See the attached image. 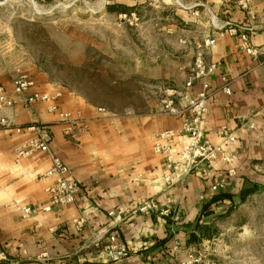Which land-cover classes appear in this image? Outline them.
I'll list each match as a JSON object with an SVG mask.
<instances>
[{
  "label": "crops",
  "instance_id": "1",
  "mask_svg": "<svg viewBox=\"0 0 264 264\" xmlns=\"http://www.w3.org/2000/svg\"><path fill=\"white\" fill-rule=\"evenodd\" d=\"M234 1L106 2V8L129 9H107L113 17L137 13L144 36L171 39L169 44L156 38L154 46L148 41L140 73L169 84L165 90L185 91L187 98L177 99L182 107L202 89L200 81L185 88L194 55L207 34L216 36L214 45L202 48L206 62L217 65L209 77L203 128L215 145L223 143L222 126L236 140L223 146L214 163L188 172L181 156L185 137L171 140L170 158L155 148L165 144L161 134L178 130L184 117L166 113L160 99L151 100L144 112L101 110L36 67L13 61L10 55L18 48L13 22L22 15L8 10L13 4L17 8L18 0H0V85L13 93L16 72L26 68L37 89L54 95L58 107L54 113L49 103L28 105L20 96L13 107L0 110V120L11 124L0 122V264H189L212 219L264 193V0H253L252 16L232 6ZM142 5L150 6L154 17ZM228 22L240 28L229 31ZM241 27L254 28L247 42L240 38ZM226 82L230 93L223 90ZM46 136L47 152L19 154L31 140ZM54 157L68 165L81 189L73 204L46 212ZM24 206L32 209L29 216ZM111 236L126 247L127 257L112 259Z\"/></svg>",
  "mask_w": 264,
  "mask_h": 264
},
{
  "label": "rangeland",
  "instance_id": "2",
  "mask_svg": "<svg viewBox=\"0 0 264 264\" xmlns=\"http://www.w3.org/2000/svg\"><path fill=\"white\" fill-rule=\"evenodd\" d=\"M107 1L18 0L17 8L8 6L22 15L13 22L18 48L10 59L36 67L95 106L144 112L151 100H164L169 84L140 73L142 51L149 40L154 46L156 38L169 44L171 39L144 36L137 13L106 14ZM141 9L154 17L150 6ZM203 230L189 264H264V193L237 203Z\"/></svg>",
  "mask_w": 264,
  "mask_h": 264
},
{
  "label": "built area",
  "instance_id": "3",
  "mask_svg": "<svg viewBox=\"0 0 264 264\" xmlns=\"http://www.w3.org/2000/svg\"><path fill=\"white\" fill-rule=\"evenodd\" d=\"M234 7H238L250 16L253 15V0H235L232 4ZM229 31H236L240 26L227 23ZM240 38L243 42L249 40L250 34L254 32L253 27H241ZM224 30H218L217 35H224ZM216 36L213 34H207V38L204 43V47H200L196 51L193 63L191 67V73L188 81L185 84V88L191 87L196 81H200L202 85L201 91L196 95L194 99L189 100L188 105L182 107L177 104L178 97L187 98L186 92L177 89H166L165 98L163 100V110L175 116L184 117L181 127L178 130L169 129L161 134V138L165 144H158L155 146L156 150L163 152L170 158L171 152V140L178 136L186 138L181 150V156L184 158L187 171L190 172L193 169L203 165L212 164L217 159L218 153L223 149V146H227L234 143L236 137L234 133L230 132L226 126H222L219 131V135L223 140L222 145L213 144L205 135L204 132V117L208 109L209 98V77L214 73L217 68L215 63H207L202 48H207L215 44ZM246 51L250 54H254V49L248 46ZM226 93H230L229 83L223 87ZM22 96L28 105H32L37 102L49 103V110L51 112H57L58 107L54 104L55 96L46 92L39 91L37 89L35 79L27 74H18L13 80V93H9L2 85H0V110L13 107L18 98ZM101 110H104L101 108ZM64 119H69L70 114L64 113ZM1 125L11 127V124L7 119L0 120ZM17 132H21V128H16ZM40 150L47 152L49 150L48 136L43 138H35L31 140L24 148H20L19 154L24 156L34 151ZM48 175H54L55 180L47 187L48 202L43 207L46 212H51L59 209L63 206L73 204L80 193V183L77 181L70 172V169L66 163H64L59 157L53 158V166L48 171ZM168 180L170 177L167 178ZM220 184L212 186L213 191H217ZM144 206L141 210H145ZM24 216H29L32 213V209L29 206L22 207ZM111 244L108 246L109 254L112 259L121 260L128 256V250L124 246H118L115 241V236L110 237ZM176 264H185L183 262Z\"/></svg>",
  "mask_w": 264,
  "mask_h": 264
},
{
  "label": "trees",
  "instance_id": "4",
  "mask_svg": "<svg viewBox=\"0 0 264 264\" xmlns=\"http://www.w3.org/2000/svg\"><path fill=\"white\" fill-rule=\"evenodd\" d=\"M107 9H111L113 11H117L118 13H122V12H126L128 11L129 9H126L125 6L121 5V4H116V5H113V6H108Z\"/></svg>",
  "mask_w": 264,
  "mask_h": 264
}]
</instances>
